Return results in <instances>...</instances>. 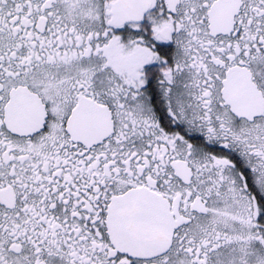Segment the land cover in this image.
Segmentation results:
<instances>
[{"label": "snow or ice", "instance_id": "1", "mask_svg": "<svg viewBox=\"0 0 264 264\" xmlns=\"http://www.w3.org/2000/svg\"><path fill=\"white\" fill-rule=\"evenodd\" d=\"M0 264H264V0H0Z\"/></svg>", "mask_w": 264, "mask_h": 264}]
</instances>
